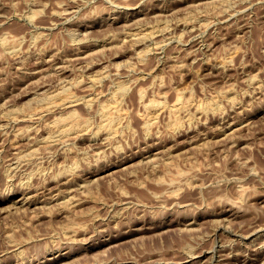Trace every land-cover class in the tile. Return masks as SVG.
Instances as JSON below:
<instances>
[{
  "label": "rangeland",
  "instance_id": "obj_1",
  "mask_svg": "<svg viewBox=\"0 0 264 264\" xmlns=\"http://www.w3.org/2000/svg\"><path fill=\"white\" fill-rule=\"evenodd\" d=\"M184 263L264 264V0H0V264Z\"/></svg>",
  "mask_w": 264,
  "mask_h": 264
},
{
  "label": "bare ground",
  "instance_id": "obj_2",
  "mask_svg": "<svg viewBox=\"0 0 264 264\" xmlns=\"http://www.w3.org/2000/svg\"><path fill=\"white\" fill-rule=\"evenodd\" d=\"M134 12H136V11H134ZM137 15V14H136ZM135 16V15H134ZM128 21V20H127ZM95 25V24H94ZM130 31V30H129ZM128 31V32H129ZM133 31V30H132ZM147 32V31H146ZM126 33V32H125ZM130 33V32H129ZM150 32L148 31V33L147 34H149ZM152 33V32H151ZM131 34H133V33H131ZM130 34V35H131ZM135 34V33H134ZM137 34V33H136ZM136 34L134 35L135 37H136ZM139 34V33H138ZM138 34H137V36H138ZM147 34H144L143 35V38L145 39V40H147V38H146V36H147ZM140 35V34H139ZM146 35V36H145ZM153 35V34H152ZM155 35H156V33H155ZM112 36H114L113 34H112ZM111 36V37H112ZM142 36V35H141ZM145 36V37H144ZM150 36H151V34L148 36L149 38H150ZM155 37V36H154ZM132 38H134V37H132ZM138 38H140V37H138ZM138 38H137V43L139 42L138 41ZM151 38H153V37H151ZM110 39V38H109ZM111 40V39H110ZM140 40V39H139ZM109 41V40H108ZM133 41V40H132ZM142 41V40H141ZM140 41V42H141ZM163 41V40H162ZM110 42V41H109ZM112 42V41H111ZM134 42V41H133ZM135 42H136V39H135ZM134 42V43H135ZM157 42V41H156ZM159 42V41H158ZM157 42V44H161L160 42L158 43ZM144 51V50H143ZM142 51V52H143ZM147 52V51H146ZM137 53V52H136ZM139 53V52H138ZM140 54H142L141 52H140ZM140 54H138V56L140 57L141 55ZM141 57H143V56H141ZM51 59V58H50ZM44 60V59H43ZM54 60V59H53ZM44 61H46V60H44ZM53 65V64H52ZM65 67H66V65H65ZM58 68V67H57ZM55 69V68H54ZM64 70V69H63ZM62 70V71H63ZM61 71V70H60ZM34 72V71H33ZM98 75V74H97ZM95 77H96V75H95ZM95 77H93L92 76V78H95ZM94 82V81H93ZM95 82H96V80H95ZM94 86V85H93ZM120 87H122V86H120ZM119 86H118V88H120ZM62 88V87H61ZM65 88V87H64ZM123 88V87H122ZM60 89V88H59ZM91 89H93V88H91ZM67 90H69V88L68 89H65V90H63L62 89V91H59L58 90V88H57V91H56V93L54 94V95H52V96H55V98L57 99V101H58V103L59 104H61L62 103V105L64 106V105H66V104H69L70 103V105H71V103L73 104L74 102H76V104H73V106L74 105H77V102L78 101H80L81 100V98H80V100L79 99H74V98H72V97H70V93H69V91H67ZM122 90V89H121ZM125 90V89H124ZM51 91H54V90H51ZM97 91V90H96ZM123 91V90H122ZM45 93V92H44ZM48 93V92H47ZM90 93V92H89ZM39 94V93H38ZM48 95V94H47ZM95 96V97H97L98 95H99V93H90L88 96H86L85 98H86V100H85V102H86V104L88 105V107H89V105L90 104H92V101L94 102V100H93V98L94 97H90V98H88L89 96ZM52 96H51V99H55V98H52ZM43 99V98H42ZM116 100L117 99H115V102H116ZM51 102H53V101H51ZM50 102V103H51ZM83 102H84V100H83ZM84 102V103H85ZM114 102V101H113ZM113 103V104H110V105H108V106H106V107H104L105 109V114H104V116H105V119H104V121H102L103 123H102V126H101V128H103L104 127V129H106L110 134H113V133H115L116 132V124H118L117 123V121L119 120V118L122 116V112L120 111V110H118L119 108H118V105H117V102L116 103ZM57 103V102H56ZM56 103H55V106H56ZM53 104V106H54V102L52 103ZM54 106V107H55ZM57 106H58V104H57ZM187 106L188 105H177V104H175L174 106H173V108H172V111L174 112V113H177L178 111H180V110H182L183 108L185 109V107L187 108ZM53 107V108H54ZM67 107H68V105H67ZM49 108V107H48ZM47 108V109H48ZM65 108H66V106H65ZM43 109H44V107H43ZM43 109H40V110H43ZM45 109H46V107H45ZM44 109V110H45ZM51 109V108H50ZM10 110V109H9ZM75 110V109H74ZM12 111H16L15 109L14 110H12ZM37 111V110H36ZM120 111V112H119ZM7 112V111H6ZM41 112V111H40ZM40 112H38V113H40ZM43 112V111H42ZM48 112V111H47ZM9 112H7V114H8ZM12 113V112H11ZM14 113V112H13ZM37 113V114H38ZM68 113L69 114H67V116L65 115L66 113H62L63 114V117H60L59 116V118H58V116H56V118H54V120L52 121V124H54L55 126H57L58 127V131H60L59 133H61V135H64L67 131H69V130H71V128L72 129H75V127L73 128V126L75 125V124H78V122H76V121H78L77 120V116L78 115H76L75 113H77L76 111H74V112H69L68 111ZM36 113H35V115H37ZM124 114V113H123ZM31 115H33V114H31ZM64 115H65V117H64ZM6 116V115H5ZM13 115L11 114V117H12ZM26 116V115H25ZM40 116H41V114H40ZM40 116H38V118L40 117ZM155 116V115H154ZM10 117V118H11ZM14 117V116H13ZM28 118H29V116H27ZM19 118V117H18ZM23 118V117H22ZM35 118V117H34ZM104 118V117H103ZM149 118H153V117H149ZM9 119V118H8ZM17 119V118H16ZM15 119V120H16ZM25 119V118H24ZM30 119V118H29ZM32 119V118H31ZM30 119V120H31ZM7 120V119H6ZM13 120H14V118H13ZM23 120V119H22ZM29 120V121H30ZM151 120V119H150ZM149 120V121H150ZM152 121H153V119H152ZM51 122V121H50ZM120 122V121H119ZM153 123H154V121H153ZM231 123V122H230ZM149 124V123H148ZM152 124V123H151ZM47 127V126H46ZM50 127H52L51 125H50ZM230 127V126H229ZM228 127V128H229ZM55 128V127H54ZM225 128V127H224ZM86 129H88V128H86ZM21 130V129H20ZM224 130V129H223ZM72 131V130H71ZM118 131V130H117ZM55 132V134H56V132L57 131H54ZM69 133V132H68ZM71 133V132H70ZM86 133H88V132H86ZM108 133V134H109ZM231 133V132H230ZM234 133V132H233ZM95 134V133H94ZM58 135H60V134H58ZM58 135H54V133H53V136H58ZM65 135H67V133L65 134ZM49 136V135H48ZM51 136V135H50ZM53 136H51L52 138H53ZM69 136V135H68ZM59 137V136H58ZM58 137H56V138H58ZM47 138V136L44 138V139H46ZM50 137H48L47 139H49ZM60 138V137H59ZM55 139V138H54ZM53 139V140H54ZM51 140V139H50ZM49 140V141H50ZM57 140V139H56ZM44 141V140H43ZM59 141V140H58ZM48 142V141H47ZM53 142V141H52ZM41 143V142H40ZM44 144H45V142H44ZM47 144V143H46ZM48 144H51L50 142L48 143ZM19 153V152H18ZM21 153V152H20ZM17 154V153H16ZM23 154V153H22ZM25 155V154H24ZM24 155H22V157L24 156ZM17 156V155H16ZM26 157V155L24 156V158ZM19 158V157H18ZM27 158V157H26ZM21 159V158H20ZM22 160V159H21ZM25 160V159H24ZM16 162H18V161H16ZM19 164V163H18ZM68 183V182H67ZM49 185V184H48ZM62 186H64V185H62ZM49 187V186H48ZM58 189V188H57ZM52 190H54V189H52ZM46 191V190H45ZM63 192V191H62ZM59 193V192H58ZM37 194V193H36ZM53 194V193H52ZM61 193H59V195H60ZM45 195V194H44ZM59 195H58V198H61V197H59ZM56 196H57V193H56ZM56 196H53V197H56ZM65 196V195H64ZM28 197H29V195H28ZM33 197V196H32ZM35 197V196H34ZM40 197V196H39ZM53 197H52V199H53ZM29 198H31V196L29 197ZM29 198H28V200H29ZM57 198V197H56ZM69 199V198H68ZM72 199V198H71ZM70 199V200H71ZM19 200V199H18ZM27 200V198L24 196V194H23V197L22 198H20V202H22V203H24L25 201ZM33 200V199H32ZM31 200V201H32ZM38 200V199H37ZM44 201V200H43ZM51 201H53V200H51ZM68 201V200H67ZM27 202V201H26ZM32 202H34V201H32ZM71 202V201H70ZM74 202V201H73ZM35 203V202H34ZM72 203V202H71ZM25 204V203H24ZM66 204V203H65ZM259 229V228H258ZM263 230V229H262ZM256 232V231H255ZM254 245V244H253ZM263 249V248H262ZM262 249H260V250H262ZM216 251V250H215ZM217 253V252H216ZM258 253V252H257ZM256 253V254H257ZM194 256V255H193ZM194 259V258H193ZM185 261V260H184ZM192 261V260H191ZM194 261V260H193ZM198 261V260H197ZM253 261V260H252ZM187 262H188V260H187ZM199 262V261H198ZM192 263V262H191ZM185 264V263H184Z\"/></svg>",
  "mask_w": 264,
  "mask_h": 264
}]
</instances>
